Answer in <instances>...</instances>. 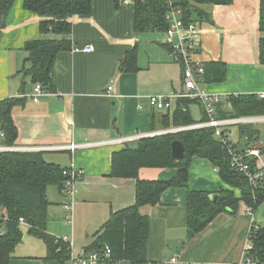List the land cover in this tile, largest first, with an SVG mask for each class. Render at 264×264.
Returning a JSON list of instances; mask_svg holds the SVG:
<instances>
[{"label": "crops", "instance_id": "crops-1", "mask_svg": "<svg viewBox=\"0 0 264 264\" xmlns=\"http://www.w3.org/2000/svg\"><path fill=\"white\" fill-rule=\"evenodd\" d=\"M23 4L24 0H16L7 17L0 14V101L19 100L12 113L18 131L14 148H49L39 151L44 160L63 169L83 171V178L75 184L69 211L64 208L67 199L62 188L51 185L47 189V231L54 237L68 238L77 253L93 242V234L111 214L134 205L136 181L110 174L113 153L136 141L68 147L162 130L161 117L166 110L152 108L149 96L168 97L182 92L183 66L159 34L134 33V0H120L118 6L115 0H93L91 16L69 21L72 49L58 54L52 71L53 91L44 89L47 94L35 103L27 96L34 86L23 73L29 67L25 46L41 38L40 23L44 20L26 11ZM199 9L206 16L195 21L199 46L196 59L201 63L222 62L228 68L224 82L202 88L220 97L264 92V63L259 52L260 0H234L231 5H201ZM87 46H92L93 52L73 50ZM135 47L139 71L121 72L126 54ZM225 107L227 110L229 106ZM0 147H5L1 133ZM176 175L177 170L171 168H143L139 172L145 181H168ZM221 189L230 188L217 169L207 160L194 157L186 186L167 190L158 205L140 210L150 224L146 259L155 264L176 256L185 264L242 260L251 225L264 226V205L251 214L241 203L235 213L220 214L204 231L188 237V192L217 193ZM233 191L240 195L239 190ZM29 228L21 223L23 239L10 264H57L47 260V246L30 235Z\"/></svg>", "mask_w": 264, "mask_h": 264}, {"label": "trees", "instance_id": "trees-1", "mask_svg": "<svg viewBox=\"0 0 264 264\" xmlns=\"http://www.w3.org/2000/svg\"><path fill=\"white\" fill-rule=\"evenodd\" d=\"M15 1L0 0V14L7 17ZM119 1L115 0L117 6ZM233 2L234 0H177L174 6L182 8V21L188 27L196 20H204L206 15L199 9L201 5H231ZM134 3L135 34L167 33L169 23L166 15L170 10L168 0H134ZM23 7L44 20L40 23L41 38L28 42L25 46L26 63L29 67L23 70L24 76L30 78L34 87L39 85L47 91H53L52 71L56 58L58 54L72 49V26L69 21L74 17L91 16L93 0H24ZM259 32L260 60L264 63V0H260ZM167 48L173 53L172 48ZM137 53L135 47L126 54L120 65L121 72L139 71ZM202 65V84L222 83L226 80L228 68L224 63ZM18 104L19 100L16 99L0 101V133L3 134V145L6 147H14L18 139L12 117L13 109ZM192 104L201 105V102L179 99L172 113V108L166 109V114L161 117L162 130L192 126L208 120L204 113L201 122L194 121L190 112ZM225 106H229L227 110ZM217 114L220 119L264 116V100L255 94L231 95L227 103L217 106ZM245 131L251 136L261 134L254 127L242 128V132ZM175 141H180L185 147V157L181 161H176L172 156V144ZM194 157L203 158L218 169L222 181L230 189H221L217 193L193 190L188 192L189 238L204 231L220 214L235 213L241 203L252 208L254 212L264 205V188L254 190L241 174L231 168L229 155L215 138L214 129L151 136L113 153L110 176L136 181L135 203L111 214L108 221L93 234L94 240L86 249L102 252L109 247L113 261L155 264L146 259L150 224L149 218L140 210L146 206L158 205L167 190L186 186ZM143 168H171L177 170V175L168 181H145L139 177ZM63 170L59 165L44 160L40 152L0 153V210L4 218L0 224V264H10L14 250L22 242L21 220L29 225V234L41 239L47 246V260H54L57 264L67 263L71 256L70 243L50 235L47 231L50 206L47 189L51 185L62 188L65 181ZM233 190H239L240 195ZM215 194L219 197L212 201L211 197ZM249 240L252 246L249 256L254 262L264 264V226L253 228Z\"/></svg>", "mask_w": 264, "mask_h": 264}, {"label": "built area", "instance_id": "built-area-1", "mask_svg": "<svg viewBox=\"0 0 264 264\" xmlns=\"http://www.w3.org/2000/svg\"><path fill=\"white\" fill-rule=\"evenodd\" d=\"M176 0H168L169 8L166 15V19L169 23V29L166 34L162 35V42L172 48V51L179 63L183 66V90L180 93L172 94L168 97L153 95L149 96V104L152 108L157 110L171 109L177 100L190 99L199 100L203 106V111L208 120L187 127H179L171 129L170 132H181L195 129H214L215 138L220 142L224 149H226L231 168L237 173L241 174L248 182V184L254 189L264 188V116L256 117H240V118H228L220 119L217 117V106L223 105L224 100H228V97H220L211 95L205 91L202 86V75L204 74L203 65L196 59L198 46L197 30L198 23H192L188 27H185L182 21V9L174 6ZM75 52H93L92 46H87L83 49L75 48ZM112 88H109L111 91ZM46 91L37 85L33 91L27 96L35 103L40 101V98L46 95ZM259 99L264 100V92L257 94ZM221 102V103H220ZM224 108V107H223ZM226 108V107H225ZM238 127L240 129L239 145L234 144L230 138L231 128ZM254 127L261 131V134L249 135L247 131L242 132V128ZM169 130L165 131L168 134ZM156 133V132H155ZM155 133L135 135L131 137H123L114 141H108L105 143L97 144H83L70 146L68 149H78L81 147L99 146L110 144H122L130 141H137L142 138L155 136ZM162 133V134H165ZM1 137L3 134L1 133ZM56 150L57 148H52ZM62 149V148H60ZM49 150V148H23L18 149L14 147H0V153L2 152H39ZM218 171V169H217ZM65 181L62 185V190L65 198L64 208L69 211L75 196V184L78 180L82 179L84 173L82 170L75 168H66L63 170ZM247 207V206H246ZM248 213H254L252 208L247 207ZM0 221H4L3 212L0 210ZM21 223H24L21 220ZM257 223L251 225L250 232L253 228L257 229ZM63 241L70 243L71 256L66 264H126L125 260L113 261L111 259L112 250L106 247L102 252H96L81 249L79 252H73V243L69 242L68 238H62ZM252 251V246L249 244L246 246L242 260L238 263L228 264H258L254 262L249 256V252ZM159 264H185L179 257H172L171 259Z\"/></svg>", "mask_w": 264, "mask_h": 264}, {"label": "rangeland", "instance_id": "rangeland-1", "mask_svg": "<svg viewBox=\"0 0 264 264\" xmlns=\"http://www.w3.org/2000/svg\"><path fill=\"white\" fill-rule=\"evenodd\" d=\"M161 37V40L163 39V36L162 35H159ZM174 110V106L172 107L171 109V113L173 112ZM190 111H191V115H192V118L194 119V121L196 122H199L202 120V117L204 115V112H203V106L202 105H199V104H192L190 105ZM261 128H264V125H262ZM175 129V128H174ZM177 129V128H176ZM165 131L167 130H160V131H156L155 133V136H158V135H162V133H165ZM179 132V131H177ZM172 132H168V134H170ZM166 134V133H165ZM148 138V137H147ZM230 138L233 140V143L234 144H238L239 145V140H240V129L236 126V127H233L231 128V133H230ZM144 139V138H142ZM141 140V139H140ZM138 141V140H137ZM136 141V142H137ZM261 209H264L263 207H261Z\"/></svg>", "mask_w": 264, "mask_h": 264}, {"label": "water", "instance_id": "water-1", "mask_svg": "<svg viewBox=\"0 0 264 264\" xmlns=\"http://www.w3.org/2000/svg\"><path fill=\"white\" fill-rule=\"evenodd\" d=\"M172 156L176 161H181L185 157V147L180 141H175L172 144ZM218 195H213L211 197L212 201H216L218 199ZM2 221H0V224Z\"/></svg>", "mask_w": 264, "mask_h": 264}]
</instances>
